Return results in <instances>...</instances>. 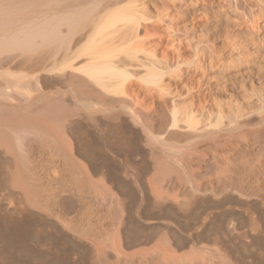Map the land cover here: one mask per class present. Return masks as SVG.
I'll use <instances>...</instances> for the list:
<instances>
[{
  "label": "bare ground",
  "instance_id": "obj_1",
  "mask_svg": "<svg viewBox=\"0 0 264 264\" xmlns=\"http://www.w3.org/2000/svg\"><path fill=\"white\" fill-rule=\"evenodd\" d=\"M161 1H163V3ZM164 1H166L167 4ZM160 2L162 3V6H160V4H161ZM223 18H225L226 22L224 20L223 21L226 24L222 30L221 25L223 26L224 22H222L223 24L220 22L222 21L221 19H223ZM158 23L160 25L162 24L163 26H166L165 29L168 30L166 32H169V35H171V36H168V38L170 39V42L173 41L174 45H176V44L178 45V43H179V45L177 47L171 43L175 47L174 56H170L172 58L168 57L169 55L167 53H165V51L167 52V50H165V49L163 50L164 52H161L162 55L164 53V57L162 56V58H160L159 55H157V53H156L157 51L155 52V50L158 48L157 46L160 44V42H158L159 44L157 43L158 45L157 46L155 45L156 47H154V45H152L154 42L152 44L149 43L150 44V46H149L147 44L148 39H147L146 44L144 43L146 41V39H145V41H144V39H142L141 32L144 30V32L146 33V37H147V34L150 32V30L148 28H150V26H152L154 24H155V26L156 25L158 26ZM160 25H159V27H163L162 25L161 26ZM218 28H221V32H218L217 34L226 33L225 36L220 34V37L223 36L226 38V36H227V39L229 40V42L227 41V43L226 42L225 43L226 44L229 43L230 49L228 48V51L230 50V53L228 51H226V52L231 54V57L230 56L229 57L227 56V57L232 58L231 59L232 62L237 63L236 67H230L229 68L230 70L233 69V71H234V72H232L233 73V80H234V75H236L237 77L241 76L243 78L248 75L245 78L246 81L242 80L244 83L242 82V85L239 84V87L241 85L240 89H242L244 87L245 82H247V78L249 76L250 77L253 76V79H254V77L256 75H258L261 78L262 75H259V74L264 72V0H0V123H2V124H0V145L4 146L6 153L10 155V159H8V160L12 161V162L10 161L11 162V168L7 167V168H9L10 173L13 176L20 174L24 178L23 181L27 182V185L33 190V193L35 194L34 195L35 198H37L41 202L40 204L43 205V207L48 206V204L50 202L49 198H51V197L47 198L46 197L47 193H51L50 192L51 190H53V192H58V193L60 192V190L63 191V192H61V194H54V196H52V198H54V199L53 200L51 199L52 200L51 203L53 201H54V204L58 203L55 199L56 198H57V200H58V198H59V200L62 199L63 197L61 198L60 195H63L62 193H64L65 190H68V189L63 190L64 188L63 189L61 188L62 187L60 185L61 183L59 184L60 186L55 187V190H57V191L48 187L49 186L48 185L49 184V182H48L49 178H47V177H50V175H51V177H50L51 179H53L54 176H55L56 180H57V178H58V180L60 179V177L57 176V170H56L57 165L55 166V168H53L54 166L52 167L50 165L53 168L52 171L49 170L50 171L49 173H47L48 171L47 172L45 171V173L48 175L45 174V176H44V174H42L41 171L44 170L45 168L42 169L43 166H42V168H40L39 166L37 167L35 165L36 163L34 162L35 163L34 164L33 160L31 161V159L29 161L28 157H32V156L28 155L30 152L27 148L26 149L28 150L29 153L28 154L26 153L27 150L25 149V147H26V145L32 144L31 143L32 141H28V139L33 140L34 137L30 138V137H28V134L31 131L33 133L35 131H37L35 133L39 134L42 132L41 130H44V132H42V133L45 136V137L44 136L43 137L46 139L45 140L46 142L44 140H43L44 143H43V141H41V143H42V144H40L41 148L39 147V149H41V151H38L37 147H36L37 149L35 151L42 152L44 156H48V157L51 156V158H53V159L56 158L55 157L56 155H58V156L61 155L60 157H58V156L57 157L61 158V163L63 162V164H64L63 166L65 167V169L64 168L63 169L65 171H67V173L71 177L75 176V178H73V179H77V181H78L77 172L80 173V177L82 179L89 177V173L87 171V167H85V166L83 167V166L79 165L76 162L78 160H74V158H73V155H74L73 152L74 151H73V148L71 146L69 136L74 134L73 133L74 130L72 129L73 126L75 128L79 127V129H80L82 126H84V125L81 126L80 123H85V121H87L86 123H88V120L91 121L92 123L96 122L98 120L97 115L99 112H103L104 115L107 113L108 116L112 118V120L117 119L116 121H118V120L122 121L123 119L125 121H128L125 119L126 118L125 115L128 114L131 116V119L137 121L139 124H142L146 133L148 134L147 136L150 137V138L149 137H147V138L151 139V141L150 140L148 141V144H150V142H153L152 145H154V142H155V144L157 143V144H162L163 146H167L168 144H166L167 142L163 138H160L159 136L155 135L156 131L153 132L154 131V130H152L153 127H151L150 126L151 124L148 123L149 119L146 120L144 117L145 115L142 116L144 113L142 112V115L135 113V112H137V110L136 109L133 110V108H135L136 104H135V106L133 105L132 106L133 108H132L131 104L127 103L128 102L127 99H126V101L120 100L119 98H118L119 100H117L116 98L107 99L108 95H111V96L112 95H114V96L122 95L123 96V94H125L124 87H125L126 83H127V85L129 84V82L132 84L133 79L131 81H129V80L131 78L135 77V72L137 73V71L139 69H142V73L143 72L144 73L139 74V72H138V75H137L138 79L141 82H143L144 84H146V86L149 85L150 89L152 87H154L156 89L155 91L158 92L156 94L160 93V95H158L159 98L161 95L164 97V101H163L162 96H161L162 99H160V100H162L165 105L166 104L168 105V103H169L168 101H170V103H171V106H169L170 107V110H169L170 122L168 121L169 124H168V127H166V128H168L167 130L169 132H175L174 135L176 133H178V131L183 133V134L180 133L179 135L186 136L188 138V141H187V138L183 136L184 139L186 138V142H189V141L191 142V141H196V140L198 141L200 139H206V138L210 139V137H211V139H213L212 141L214 143H216V145H217V143L219 144V142L222 141L224 138L223 137L222 140H220L221 133L223 131L232 132L236 129H239V130L244 129V126L239 125L240 124L239 122L241 120H246V121H247V119L251 120V117H250L251 115L248 116L249 114L264 113V92L263 93L261 92L264 90V87H263L264 84H263V86H261V89L263 87L262 90L260 89V91H259V88L258 89L256 88L257 90L255 89V91L257 92V98L255 97L256 100H254L252 102H251V99L253 100V94L255 95L256 93H254L253 91H250V92H252V94L249 92H248L249 94H247V92L244 90L245 97L241 96V98L243 99L244 102H241V103L245 104V100H247L248 105L246 106V104H245V107H244L246 109H243L241 107V104L238 103L236 98H234L235 99L234 101H236L237 103L233 102V100H231V98L233 97V94H234V93H232V96L230 98L231 101L229 103L231 106L234 105L233 106L234 108L232 109V113L229 112L228 115L225 113V111H224L225 109L223 107L224 106L227 107L228 104L226 105V103H224V105H223V100H222V102L217 100L218 99L217 95H219V94L222 95L223 92H219V91L225 92V90H228L227 87H229V86H228L227 79H228V77H230V75L232 76L231 71H230V75H224L225 72H224L223 68L219 67V69L222 68L223 76L226 80L224 82H223V80H220L223 82V83L221 82L222 84L219 81V84H221V86L216 85L217 82L210 84V85L207 83L208 84L207 86L205 84V81L207 82V80L209 79V78H207V80H205V77H208L207 76L208 72L211 69H213L212 70V72H213L214 69H216L214 67L216 65L218 66V64H220L219 62L223 61L222 60L223 58H221L222 61L217 60V58H216L217 51L214 50L210 44L211 38L215 34L214 31H216ZM212 29H216V30L212 31ZM224 29H226L225 30L226 32L224 31ZM218 30H220V29H218ZM146 31H148V32H146ZM211 31L213 33H212V36L210 37ZM222 31H224V32H222ZM198 33H200V35ZM166 34H164V36ZM161 36H163V35H161ZM215 36L213 37V41H214ZM170 37H172V38H170ZM176 38H177V40H176ZM169 39H167V40H169ZM227 39H225V40H227ZM175 40H176V42H175ZM170 42H169V44H170ZM146 45H148V46H146ZM172 45H171V47H172ZM185 46H187V48H188L187 50H189V48L192 49L189 52L193 51V54H191L193 56V58H190L189 57L190 55L189 56L186 55V57L188 56L189 59H188V57L187 58L184 57L185 59L183 58V56L185 54L182 55L183 50H184V49L182 50V47H185ZM169 48H170V46H169ZM167 49H168V47H167ZM160 56H161V54H160ZM220 57H222V56H220ZM223 63H221V64L223 65ZM232 66H233V64H232ZM225 69L227 70L226 67H225ZM132 70H135V71H132ZM212 72H210V73H212ZM190 74H192V75L194 74V77L196 74L197 75L200 74L201 77L205 80L203 82V84H205L204 86H206V87L204 88L203 91L200 89H203L204 86L199 85L198 84L199 81L198 82H197V80L195 81V83H197L199 86H201V87L203 86V87L200 89H197V87H194L195 88L194 90H198V91L200 90L199 92H197V94L201 93L204 96V97L202 96V98H205L203 100L201 99L204 103L199 101L200 103H202L201 104L202 106L198 104L199 107H202L203 108L202 110H204V109H206V107L209 105L210 102H212L213 104H216L214 107L215 108L214 111H216V112L212 111L213 109L210 108V110L208 111L210 116H208V117L205 116V119H204V115L200 114L201 109L200 110L198 109L196 111L194 110L193 104H195V103H193L191 101L192 99L189 98V96L190 97L194 96L193 95L194 90L192 89L193 87L188 88L187 91H183L182 90L183 88L181 89V88H179V85H176L179 83H181V86H182V84H185L186 81L184 83H183L184 80L182 81L183 76L184 75L188 76ZM228 74H229V71H228ZM254 74H255V76H254ZM209 75L211 76V74H209ZM258 76H256L257 80H260V78H258ZM194 77H192V78H194ZM212 77H213V75H212ZM237 77L235 78L236 80H237ZM250 77L248 78V80L250 79ZM29 78L30 79L32 78L31 80H34V82H35L34 87H31V86H33V82L31 81L32 85H30V81H29L30 79ZM192 78H191V80H192ZM197 78H198V76H197ZM217 78L220 79V77H217ZM203 79H202V81H203ZM214 79L215 78H213V80ZM219 79H217V80H219ZM189 80L190 79H188V81ZM211 80L212 79H209L208 82H210V83L213 82ZM228 80H230V78ZM237 81H239V83H241L240 82L241 78H239V80H237ZM237 81L234 80V82H236V83H237ZM201 82H199V83H201ZM250 82H252V78H251ZM260 82H261V80H260ZM262 82H264V80ZM192 83H194V81ZM187 84L188 83H186V85ZM197 84H194V85H197ZM214 84H215V86H213ZM258 84H259L258 87H260V83H258ZM127 85H126V88H128ZM173 86H175V88H173ZM214 87H216V92H219V94L216 95V92L214 91L215 90ZM231 87H233V86H231ZM47 88L56 89L55 95H53V94L51 95V93H53V92H51L50 94L46 93L47 92L46 90H48ZM252 88L254 89V86H252ZM252 88H249V89L252 90ZM146 89H147V87H146ZM131 90H134V88ZM149 90H147V91L149 92ZM231 90H232V88H231ZM246 90L249 91L247 88H246ZM152 91L153 90H151L150 92H152ZM213 91L215 92V96H217L216 97L217 99H214V102L211 101L214 98L213 97V95H214ZM232 91H234V90H232ZM32 92L34 93V95L36 94L35 92H37L39 95L36 94L35 95L36 97H35V96H33ZM137 92H139V91H137ZM241 92H243V90H241L239 93H241ZM226 93H229V92L226 91L225 94ZM136 94H135V96L139 95V94L138 95H136ZM150 94L153 95L152 93H150ZM199 94H198V96L195 95L197 98H199L198 100H200V98H201V97H199ZM129 95H130V100L132 102V99H131L132 94H129ZM125 96L127 97V95H125ZM195 96H194V98H195ZM156 97H157V95H156ZM165 97H169L168 98L169 100ZM209 97L211 100L208 99V100H210V102L208 103V100H206V99ZM193 100H195V99H193ZM228 100H229V98H228ZM142 101H139V102H142ZM158 101H156V102H158ZM134 102H135V100H133V103ZM206 102L208 103V105L206 104ZM153 103L154 102H152V104ZM212 103H210V105ZM138 105H140V104H138ZM198 105H196V106H198ZM58 106H59V108H58ZM43 107L45 109H47V108L48 109L44 110ZM143 107H145V106H143ZM151 107H153V105H151ZM211 107H212V105H211ZM228 108H229V106H228ZM159 109H162V108H159ZM167 109H169V108H167ZM80 110L84 112L83 114H84V116H86V118L88 120L83 118L84 116L81 117L82 115L79 113ZM163 110L167 111L166 109H164V107H163ZM247 110H250V111L247 112ZM142 111H143V108H142ZM154 111H156V109ZM197 111H199L200 113H198ZM146 112L147 111H145V113ZM196 112L200 116L197 115ZM63 113L65 114L64 117H60V116H63L62 115ZM213 113H215V116L213 115V117H212ZM160 115L162 116V114H160ZM160 115H157V116H160ZM263 115H261L262 118L260 117L261 118L260 120H259V117L257 118V116H255V115L253 116L254 119L256 118L255 120H259L260 125L256 124L258 121H255V120L253 123H255L257 126H263V127H260L259 130L252 128L251 124H249L250 125L249 128L251 127L253 131H255V130L257 131L258 137L257 136L255 137L253 133L252 134L254 137L247 135L248 133L245 135L246 131L243 133L245 135L243 137L249 136L248 138L252 137L253 138L252 140H255L256 138H257L256 140H258V138H260L259 140H261V141L258 140L257 142L255 140L256 143L251 140L254 144H257V146L255 145L256 147L254 148L255 153L252 151L254 153V155H252L253 153L252 154L250 153L252 156H255V154H256V161H255L254 165L250 163L251 164L250 165V175L253 177L254 181L253 180L249 181V183L251 181L253 182L252 186H251V184H250V186L253 190L255 197L253 194H252V196L254 197V200L256 199V201L258 202L257 204H259V205L264 203V148H263L262 143H261L262 138L264 137V116ZM79 116L81 117L82 122H80V123L78 122V123L81 127L79 125L76 127L75 125L77 124V122H76L77 120L75 119L76 120L75 121L73 118L77 117V119H78ZM152 116L153 115L151 114V117ZM163 116H164V113H163ZM19 117H21V120H18ZM151 117H150L151 121L154 122L155 120H152ZM165 117H167V116L165 115ZM60 119H62V120H60ZM64 119L66 120V122H68V125L65 126L66 128L61 130V128H63L64 125L63 124L58 125V123L61 121L62 122L65 121ZM79 119H78V121H80ZM2 120H4V121H2ZM58 120H60V121H58ZM226 120H228L227 125H226V123H227ZM54 122L55 123L57 122V125L60 127V131L55 129V128H53V129L47 128L48 124L53 126ZM101 122L99 124H102ZM118 122H116V123H118ZM162 122H164V121H162ZM242 122H241V124L244 123V122L243 123ZM113 123H114V120H113ZM125 123H127V122H125ZM155 123H156V121H155ZM99 124H97V125H99ZM166 124H167V122H166ZM92 125H94L95 127L97 126L95 124H92ZM108 125H110V123ZM246 125H248V123ZM84 128H85V126H84ZM113 128H114V126H113ZM155 128L156 127H154V129ZM161 128H162V126H161ZM71 129H72V133H71ZM244 130H246V127ZM241 131L243 132V130H241ZM87 133H89V132H87ZM159 133H161V132H157L156 134H159ZM163 133H161V134H163ZM235 133H237V131H235ZM254 133H256V132H254ZM77 134H81V133L77 132ZM241 134H239V135L241 136ZM41 135H38L39 139H42V138H40ZM240 136H238V137H240ZM35 137H36V139H34L33 143L37 144L40 140L38 142H36V140H38V139H37V136H35ZM183 137H182V139H183ZM77 138H78V136H77ZM225 138H226V136H225ZM248 138H247V141L250 143V145L248 144V147H249V146H251L252 143H251V141L248 140ZM169 139L171 140V138H169ZM239 139H241V138H239ZM239 139H237V140H239ZM243 139H245V138H242L240 141H242V143L245 142L246 147H247L248 142L246 143V141H243ZM25 140L27 143L23 142ZM77 141H78V139H77ZM140 141H141V139H140ZM225 141H227V140L225 139ZM228 141L230 142L229 139H228ZM207 143H208V140H207ZM231 143H233V142H231ZM76 144H77V142H76ZM78 144H77V147L81 146ZM81 144H82V142H81ZM221 144L225 146V143L223 144V142H221ZM228 144H230V143H228ZM254 144H252V145L254 146ZM227 145H226V147H228ZM263 145H264V142H263ZM33 146H35V144ZM207 146H209V145L207 144ZM217 146H220V144ZM224 146H220V147H224ZM229 146H231V144ZM242 146L245 147L244 144ZM242 146L240 145V148ZM87 147H89V146L87 145ZM193 147H194V145H193ZM196 147H198V146L196 145ZM228 148L231 149L230 147H228ZM247 149L245 148V150H247ZM83 150H85V149H83ZM171 150H173V149H171ZM196 150H197V148H196ZM214 150H216V149L214 148ZM75 152H77V151H75ZM80 152H82V150ZM173 152H174V150H173ZM192 152H194V151H192ZM199 152H201V151L199 150ZM215 152H212V154H214ZM220 152L218 154H220ZM248 152H251V149H250V151H247V153ZM229 153L226 154L224 152V154H223L221 152V155H223V158H220V159L224 160V158H225L224 155L226 154V156H227V155H229ZM91 154H93V153L91 152L89 154V156H86V159H88L87 157H90ZM218 154H216V155H218ZM85 155H87V154H85ZM176 155H177V152H176ZM196 155H198V152ZM240 155L241 156L238 155V157H241V158H239V160L241 162H244V164L246 165L248 161H246V158L243 157V155H245V154H240ZM78 156H79V154H78ZM199 156L201 157L202 155H200V153H199V155L196 157H199ZM230 156H232V155H230ZM34 157H36V156H34ZM216 157L217 156H215L214 158L217 161L218 158L216 159ZM242 157H243V159L245 158V161L242 159ZM81 158H83V157H81ZM235 158H236V156H235ZM91 159H92V162H90V164L92 165V163L94 161H93L92 157H91ZM167 159H169V158H167ZM173 159H175V158H173ZM40 160H42V159H40ZM176 160H179V159H176ZM176 160H175V162H176ZM215 160H213L214 163H215ZM223 160L218 159V161H219L218 165L220 163L221 164L223 163L224 166H222L220 164L221 167L218 166L217 168H219V169H217L216 171L220 170L222 172L223 171L222 169H224V171H226L225 170L227 167L226 163L227 162L229 163V161H228L229 159L225 160V162ZM19 161H22V162L26 161L29 163H26V166H22ZM182 161H179V162L182 163ZM220 161H222V162H220ZM230 161H231V159H230ZM252 161H254V159ZM40 162L41 161H39V163ZM160 162H161V158H160ZM164 162H166V160ZM184 162H185V160H184ZM188 162H190L191 164L190 163H189V165L187 164V167H186V163H188ZM188 162H186L184 165L180 164V163H178V165H177V162H176V165L179 167H177V166L175 167L174 164H173V166L176 169L178 168L176 171H178L180 169L179 171H182L184 174H186V173L188 174L187 168H188V166H192V162L191 161H188ZM18 163H20V165L23 168H21ZM39 163H37V164H39ZM214 163H212V165ZM209 164H210V162H209ZM230 164L233 165V162L231 161V163L228 164L229 167L231 166ZM6 165H7V163H6ZM216 165L217 164L215 163L214 166H212V167L216 168ZM241 165L239 164L238 166H241ZM245 165L241 166V169L243 168L242 170H244L242 174H244L247 171V169L249 168L248 167L249 164L247 166H245ZM9 166H10V164H9ZM98 166L96 168H98ZM166 166L170 167L171 165H166ZM194 166L195 165H193V167H191V168L196 169V167H199L200 165L199 166L196 165V167H194ZM211 166H210V168H212ZM92 167H93V165H92ZM162 167L163 166H161V169H162ZM229 167L227 168V170L229 169ZM191 168H190L191 173H193V175H194L195 174L194 172L196 170L194 171ZM103 169L106 170L105 168H103ZM241 169L239 170V172H241ZM155 170H156V171H154L155 174H157V172L160 173L159 170H157V169H155ZM192 170H193V172H192ZM231 170H232V168H231ZM228 171L230 173H232L230 171V169ZM182 172H181V174H182ZM175 173H177V172H175ZM191 173H190V175H191ZM178 174H179V172H178ZM167 175H168V173H167ZM224 175H226V173L223 175L221 174V176H219L220 180H222L221 177H224ZM2 176H4V174ZM42 176H44V177H42ZM194 176H193V178H194ZM199 176L200 175H198V177ZM240 176H242L241 174H239V178H241V179L244 178L243 176L242 177H240ZM71 177H69V178H71ZM226 177L227 176H225L224 179ZM234 177H235V175H234ZM55 179L53 181H56ZM61 179H64V176ZM73 179H71L73 181V183L79 184V182H75V180H73ZM199 179H201V178H199ZM204 180H205V178H204ZM236 180L237 179H235V181ZM8 181H7V184H8ZM177 181H178V179H177ZM216 181H218V180L216 179ZM224 181H227V180H224ZM47 182H48V184H47ZM188 182H189V180H188ZM220 182L221 181H218L217 183H220ZM240 182H242V181H240ZM244 182L245 181H243V184L245 185ZM194 183H195V181H194ZM210 183L212 184L213 182H210ZM229 183H231V182H229ZM234 183H236V182H233V185H234ZM57 184H58V182H57ZM78 184H77V186H78ZM221 184H222V186H224L223 183H221ZM62 185L64 186L67 184L64 183ZM73 185H75V184H73ZM237 185H239V184H237ZM79 186L81 188L82 184ZM83 186H82V188H84ZM193 186H195V187H192V188L197 187L196 184H194ZM240 186H241V183H240ZM75 187L76 186H74L72 188L75 189ZM241 187H243V189H244V186H241ZM245 187H246V185H245ZM48 188L50 189V191ZM76 188H78V187H76ZM84 189L86 190V188H84ZM232 189H234V188H232ZM245 189H247V187ZM245 189L243 190L244 192H240V194L238 191L237 192L239 195H241V196L243 195L244 198L246 196V198H247L249 192H247V194L244 195L243 193H245V191H246ZM198 190L200 191V193L203 191V190H200L198 188L196 190V192ZM221 190H223V189H221ZM75 191H76V189H75ZM79 191H78V193H79ZM192 191H194V193H196L195 190H192ZM248 191H250V190H248ZM157 195L159 196V194H157ZM192 195H194V194H192ZM192 195H191V197H192ZM178 197H180V196H178ZM249 197H248V199H249ZM155 198H156V196H155ZM188 198H190V196ZM194 198H195V196H194ZM64 200L62 199V201H64ZM190 200H192V199H190ZM190 200H189V203L192 202V201L190 202ZM244 200H246V199H244ZM161 201H163V199ZM43 202L46 205H44ZM45 202H48V203H45ZM60 203H61V200H60ZM253 204H255L254 206L257 205L256 203H252V205ZM57 205H59V204H57ZM59 206H61V205H59ZM66 206H67V204H66ZM262 207H264V205ZM48 209L49 208H47V210ZM61 210H62V208H61ZM68 210H70V209H68ZM263 212H264V210H263ZM58 215H60V214L58 213ZM9 216H11V215H9ZM66 218H64L63 220L65 222H68ZM254 219L251 220V221H253V224L251 222V225H250V227L252 226L251 227L252 233H249V237H247V235H246L247 233L244 232L245 233L244 235H246L247 238H250L252 246L250 245V240H247V242L245 241V243H249V245L251 246V249L254 247L253 249H255L259 255L260 264H264V242L262 241V237H261L262 232H264V230H262V226H260V221L258 220L259 221V223H258ZM60 220H62V219L60 218ZM243 220H245V219H243ZM70 221L71 220H69V222ZM210 221L211 220H209V222ZM84 222L86 223V225L81 226L82 227L81 233H82V235L84 234L83 236H85V234H87L88 236H86L87 238L82 240V242H85L86 245L87 244L90 245L89 247L93 246L94 247V248L92 247L93 250H97L99 254H100V252L101 253L104 252L105 255H107L109 257V259L110 258L113 259V261L116 264H243V263H245L240 258H239V260L235 259L238 257L234 258V255H233L234 250L229 249L230 247H226L225 243L222 242L223 238H225L224 235L222 236L223 238L221 240L220 239L215 240V238H214V240H215L214 242L213 241L211 242V240H213L211 237L209 238L210 239L209 242L208 241L207 242H201L202 241L201 238H200L201 241L195 240L192 242L193 247H191L192 248L191 251L189 253H186V254H179L180 250L182 249L181 248L182 242H180V240L178 241V239L168 240V241L166 240V242H164L162 239V242H158L157 244H155L153 247H151L149 249H142L138 252H135L132 254H127L124 250H127L130 246L149 244L151 242V240H149V239L145 240L144 237H143L144 240L139 239V238H138L139 239L138 240L136 237H132L131 235H127L128 234L127 231H126L127 234L124 233L123 229L126 230L127 227L125 228V225L127 224L128 221L125 222L124 225H121L119 223L120 224L119 227L113 225L114 223L112 222L113 223L112 227L115 226L118 228V229L115 228V230L117 229L116 234H112V232H111L112 227H110L109 224H107V223H106L107 225H105V224H101L102 222L98 223L99 221L97 223L89 222V221H88L89 223L86 221H84ZM225 223H227V222L225 221ZM228 223H227V226H228ZM10 225L11 224H9L8 226H10ZM16 225H18V223ZM138 225H139V223H138ZM138 225H137V227H138ZM68 226H70V224ZM141 226H144L143 223ZM151 226H153V225H151ZM167 227H170V226L167 225ZM208 227H210V224ZM223 227H225V226H223ZM10 228L12 229V226ZM69 228H73L72 225L70 227H68V229ZM109 228H110V231H109L110 233L108 232ZM160 228L157 227L156 228L157 231H158V229L161 231L162 229H160ZM173 228H170L171 231H173ZM216 228H213V229H216ZM233 228H235V227H233ZM247 228H249V227H247ZM79 230H80V228H79ZM210 231H212V230H210ZM206 233H207V230H206ZM218 233H220V232H218ZM236 233H237V231H236ZM153 234H155V233L153 232ZM77 235H79V234H77ZM207 235L208 234H206V236ZM209 235L211 236L212 234H209ZM209 235H208V237H209ZM233 235H234V233H232V235H230V236H232L234 238L233 240H236L238 237L235 238ZM241 236H242V234H241ZM164 237H166V236H164ZM17 238H19V236ZM176 238H178V237L176 236ZM247 238H245V239H247ZM156 239H157V237H156ZM164 239H166V238H164ZM167 239H168V237H167ZM179 239H180V236H179ZM189 239H190V237H189ZM160 240H158V241H160ZM10 241H11V239H10ZM203 241H204V239H203ZM235 242H233V243H235ZM137 243H139V244H137ZM188 243H190V241ZM233 243H231V244H233ZM81 245H83V244L81 243ZM86 245H84V246H86ZM233 245H235V244H233ZM241 245H243V244H241ZM241 245H240V247H241ZM249 245L247 244V246H249ZM184 248H186V246H184ZM246 248H248V247H246ZM238 250H239V248H238ZM102 255L103 254H101L100 257H102ZM243 256L244 255H242L241 258H243ZM103 257H104V255H103ZM252 257H254V256H252ZM99 259H101V258H99ZM255 259H256V257L254 258V260ZM251 261L252 260H250V262ZM255 263H257V262L255 261ZM98 264H100V263H98ZM112 264H114V263H112ZM247 264H248V262H247ZM250 264H254V263H250Z\"/></svg>",
  "mask_w": 264,
  "mask_h": 264
},
{
  "label": "rangeland",
  "instance_id": "obj_2",
  "mask_svg": "<svg viewBox=\"0 0 264 264\" xmlns=\"http://www.w3.org/2000/svg\"><path fill=\"white\" fill-rule=\"evenodd\" d=\"M161 2L163 3V1H161ZM164 2H166V1H164ZM162 3L160 4V6H162ZM166 4H167V2H166ZM221 20L222 21L220 23H222L224 21L226 22L225 18H223ZM225 22H224V25L223 26L221 25L222 30H223V27L226 24ZM159 25L160 24L158 23V26L157 25L155 26V24L152 25V26H150L151 29L148 28L150 30V32L147 34V37H146V33L143 30L141 32L142 39H144V41L146 39V41L144 42L145 44L147 43V39H148V43L147 44L149 46H150V44H152L154 42L152 44V45H154V47H156L159 44L158 42H160V44L157 46L158 48L157 49L155 48L156 49L155 52L157 51L156 53H157V55H159L160 58H162V56L164 57V53H163V55L161 53V52H164L163 51L164 49L167 50V52L165 51V53H167L169 55L168 57L174 56V54H175V50H174L175 47L174 46L177 47L179 45V43H178V45L177 44L174 45L173 44V41L170 42V39L168 38V36H171V35H169V32H166V31H168L167 29H165L166 26H163L161 24L163 27H159ZM221 28H218V29H220V30L217 29L218 31L216 29H212V31L216 30V31H214L215 34L213 35V37L215 35L216 36L214 38V41L215 42L213 41V37H212L210 44L213 47V49L217 51V54L215 53L217 60H221V58H223L222 59L223 61L221 60L222 62H219V63L221 64V63L224 62L223 65L221 64L222 66L220 64H218V66L216 65L214 67L216 69H214L213 72H212L213 69H211L208 72V74H207L208 77H205V80H207V78H209V79H212L211 81H213V82H211V83L208 82L209 79L206 82L201 77L200 74H198V75L196 74L195 77H194V74L193 75L190 74L188 76H185L186 75L185 74L184 75L185 77L183 76V79H182V81L184 80L183 83L186 81L185 84H182V86H181V83L176 84V85H179V88H181V89L183 88L182 89L183 91H187L188 88H192V87H193L192 88L193 90L195 89L194 87H197V89H200L205 84L207 86L208 84L210 85V84H213V83H216V82H217L216 85L221 86V84L226 80L224 78V76H223V70L225 72L224 75H230V71H231V73L234 72L233 69L230 70L229 68L230 67H236L237 66V63L236 62H232V60H231L232 58H228L229 56L231 57V54H229L230 53V50L228 51V48L230 49L229 43L226 44L227 41L229 42V40L227 39V36H226V38L223 37V36L226 35V33H224V34L223 33H220V34L223 35V36L221 35L222 37H220V34H217L218 32H221ZM225 30L226 29H224V31ZM148 31H146V32H148ZM212 31H211L210 37L212 36V33H213ZM224 31H222V32H224ZM163 33L164 34L167 33V34L164 36ZM198 34L200 35V33H198ZM161 35H163V36H161ZM170 38H172V37H170ZM167 39H169V40H167ZM225 39H227V40H225ZM176 40H177V38H176ZM176 40H175V42H176ZM168 41L170 42V44H169ZM148 45H146V46H148ZM171 45H172V47H171ZM169 46H170V48H169ZM167 47H168V49H167ZM187 49H188L187 46L182 47L183 53L182 52L181 53H182V55L185 54L183 56V58L184 57L187 58L189 55H190L189 56L190 58H193V56L191 55V54H193V51L189 52L192 49L191 48H189V50H187ZM226 51H228L229 53L226 52ZM160 54H161V56H160ZM186 55H188V56L186 57ZM220 56H222V57H220ZM189 57H188V59H189ZM170 58H172V57H170ZM232 64H233V66H232ZM219 67H222L223 70H222V68H220L222 70L221 71L219 69ZM225 67L227 68V70L229 69L228 70L229 71V74H228V71L225 69ZM132 71H135V70H132ZM138 72H139V74H143L144 73V72L142 73V69H139L137 71V73L135 72V77H133V78H131L129 80V81H131L133 79L132 80V84L128 81L129 82V84H128L129 86H128L127 83H126V85H127L128 88H126V85H125V87H124L125 94H123V96L120 95L121 96L120 97L119 95L118 96L108 95L107 96L108 97L107 99H111V98L114 99V98H116L117 100L120 99V100H124V101H126V99H127V101H128L127 103L128 104H131V107L133 105L135 106V104H136L135 108L132 107L133 110L134 109L137 110V112H135V113L140 114V115H142V112L144 113L142 116L145 115L144 116L145 119L146 120L149 119L148 120V123L151 124L150 125L151 127H153V129H152V130H154L153 132H155V131H156V133L157 132H161V133L164 132L163 134H161V133L156 134L155 133V135L156 136H159L160 138H163L167 142L166 143V144H168L167 146H163L162 144H157V143L155 144V142H154V145H152L153 142H150V144H148V141L149 140L151 141V139H149L150 137L147 136L148 134L146 133L144 127L142 126V124H139L137 121L131 119V116L128 115V114L125 115L126 118L124 117L128 121H125L123 119L122 121L121 120H118L119 121L118 122V121H116L117 119L116 120L113 119L114 120V123H113L112 118L109 117L107 113H106L107 115L105 114L106 115L105 116L103 112H99L100 114L98 113V115H97L98 116L97 117L98 120L96 122L92 123L91 121H89L86 118V116H84V114H83L84 112L80 110L79 113L82 115L81 117L84 116L83 118H85L86 120H88V123H86L87 121H85V123H80V122H82L80 116L78 117V119L80 118L79 119L80 121H78L77 117L73 118L74 120L75 119L77 120V121L75 120L77 122V124L76 125L74 124L76 127L80 123L81 126L84 125L85 128H84V126L81 127L79 125L82 129L84 128L82 130L81 128L79 129V127H77L78 128L77 129V128H75L73 126L72 129L74 130V132H73L74 134H72L73 136L70 135L69 136V139H70V142H71V146L73 148V151H74L73 152V154H74L73 155L74 160H78L76 162L79 165H81L83 167L84 166L87 167V171L89 173V177H86V178L82 179L80 177V173L77 172V177H78V181H77V179H73V178H75V176H72L71 177L67 173V171L64 170L65 169V167L63 166L64 164H63V162L61 163V158H58L61 155L58 156V155L55 154L56 155L55 156L56 157L55 158L56 160H55V159L51 158V156H49V157L48 156H44L42 152H38V151H41V149H39L40 144H42L41 141H43V140L45 141L46 140L44 138L45 137L44 134L42 133V132H44V130H41L42 132L39 133V134L38 133H35L37 131H35L34 133L31 131L28 134V137H30V138L31 137H34V139H36L35 136H37V139L38 140H36V142H38L40 140L36 144V143H33L34 142V139L33 140H29L28 139V141H32L31 142L32 144L26 145V147H25V149L27 148L29 150V152H30L29 153L28 150L26 149L27 150L26 153L27 154L29 153L28 155L29 156H32V157H28L29 158V161H30V159H31V161L33 160V163L35 162L36 164L35 163L34 164L37 167L39 166L40 168H42V166H43L42 169H44V168L45 169L42 170L41 173L44 174V176L46 174L45 171L46 172L48 171L47 173H49L50 172L49 170L52 171V169L55 168V166L57 165L56 166L57 176L60 177V179L58 180V178L56 177L57 178V180H56L55 179V176L53 177V179H51L50 178L51 175L49 174L50 177H47V178H49L48 179L49 180L48 181L49 184H48V182H47V184L49 185L48 186L49 188L54 189V190H55V187L56 186H60V185L62 186L61 187L62 189L64 188L63 190L68 189V190H65V192L67 191L66 193L64 192V193H62L63 195H60L61 198L63 197L62 198L63 200L65 199L64 201H62V199H60L61 200V203H60L59 198H58V200H57V198L55 199L58 203H55L54 204V201L52 203H51V201L54 199V198H52V196H54V194H61V192H63V191L60 190V192L58 193V192H53V190L50 191V189L48 188L51 193H47L46 194V197L47 198L51 197V198H49V201L50 202H49L48 206H44L43 207V205L40 204L41 202L37 198H35V196H34L35 194L33 193V190L27 185V182L26 181H23L24 178L20 174H18L16 176H13L10 173L9 168H7V167H10L11 168V162L12 161L11 160H8V159H10V155L6 153L5 147L2 146V145H0V251H1L0 252V264H74V263L75 264H98V263H100V264H112V263L116 264L113 261V259H111V258L109 259V257L107 255H105L104 252L103 253L100 252V254H99L97 250H93V248H94L93 246H92L93 248L92 247H89L90 245H88V244L86 245L85 242H82V240L86 239L87 238L86 236H88L87 234H85V236H83L84 234L82 235V233H81L82 232L81 231V229H82L81 226H83V225L85 226L86 225V223L84 221H86V222H88V221L89 222H95V223H97L99 221L98 223H101L102 222L101 224H105V225L109 224L110 227H112V224L113 223H114L113 225L119 227L120 224L121 225H124L125 222L128 221L127 224L125 225V228L127 227L126 230L123 229V232L124 233H126V231H127L128 232V234L126 233L127 235H131L132 237H136L137 239L138 238L139 239H143V237H144L145 240L146 239L151 240V242L149 244H141V245H135V246L132 245V246H130L127 250H124L127 254H132V253L138 252V251H140L142 249H149V248L153 247L155 244H157L158 242H162V239H163L164 242H166V240L167 241L168 240H174V239L175 240L178 239V241L180 240V242H182L181 243V246L182 247L180 246L182 249L180 248L181 250H180V253L179 254H186V253H189L191 251V249H192L191 247H193V245H192V242L193 241H195V240H200L201 241V239H202L201 242H207V241L209 242L210 241L209 238L211 237L213 239V240H211V242L212 241L214 242L217 239H220L221 240L223 238L222 236L224 235V237L226 239L223 238L222 242L225 243L226 247H230L229 249L234 250L233 251L234 252L233 253L234 258L235 257H238V258H235V259H238L239 260V258H240L246 264H247V262H248V264H250V263L260 264L259 255H258L257 251L255 249H253L254 247L251 249V246H252L251 245V240H250V238H247V237H249V233H252V231H251L252 230V228H251L252 226L250 227V225H251V222L253 224V221H251V220H253L254 218H255L254 220H256L258 223L260 221V226H262V230H264V212H263L264 207H262L264 205V203L263 204H260L261 206L259 204H257L258 202L256 201V199L254 200L255 195H254L253 190L251 188L253 182L251 181L249 183L250 180H253V177L250 175V165L251 164L254 165V163L256 161V154H255V156H252V155H254V153H255L254 148L257 146V144H254L252 142V141L255 142V140L257 138L256 139L254 138L255 140H252L253 139L252 137H254V136L255 137L256 136L258 137V133H257V131L255 129L259 130L260 127H263V126H257L256 124L260 125L259 124V120L262 118L261 115H263L264 113H253V114H249L248 116L251 115L250 116L251 117V120L250 119H247V121L246 120H241L239 122L240 123L239 125L244 126V129L246 127V130H244V129H240V130L239 129H236V130H234L232 132H225V131H223L221 133L220 140H222V138L224 137L223 138L224 141L223 140L220 141L219 144H220V146H224V145L221 144V142H223V144L225 143V146L224 147L217 146L219 144L217 143V145H216V143H214L212 141L213 139H211V137H210V139L209 138L208 139L206 138L208 140V143H207V140L206 139H200L198 141L196 140V141L186 142V138L187 137L183 135L184 137H186L184 139V137L182 135H179L181 132L178 131V133H176L177 135L176 134L174 135L175 132H169L167 130L168 128H166V127H168V124L170 122V120H169V117H170V113H169L170 107L169 106H171L170 101H168L169 103L167 102L168 105L167 104L165 105L164 102H163L164 101V97L161 95L163 97V101L160 100V99H162V97L160 96V98H159L158 95H160V93L159 94H156L158 92L155 91L156 89L154 87H152L150 89L149 85L146 86V84H144L143 82H141L138 79V77H137ZM210 72H212V73H210ZM263 73L259 74V75H262L261 78H260V76L256 75V76H258V78H260L261 82H260V80H257V77L255 76V74H254V76L256 78L254 77V79H253V76L252 77L249 76L250 79L248 80L249 77L247 78V82H245V85H244V87L242 89H240L241 88V85H242V82L243 81H246L245 78L248 75L245 76L244 78L241 77V76L237 77L236 75H234V80L235 81H237V80H239V78H241V81H240L241 83H239V81H237V83H236L233 80V73H232V76L230 75V77H228V79L230 78V80L227 79L228 86H229L227 88H228L229 91L228 90H225V92L227 91L229 93H226L225 94L224 91H219V92H223L222 95H221V94H219V92H216V87H214V89H215L214 91L216 92V95L219 94V95H217L218 96V99L216 98L217 96H215V92L213 91V94H214L213 97L214 98L211 96L213 98L212 100L210 99V97L207 98L206 100L210 99L213 102H214V99H217V100H219L221 102L223 100V105H224V103H226V105L228 104V106H229V108H228V106L227 107L226 106L223 107L225 109L224 111H225V113L227 115H228L229 112L232 113V109L234 108L233 107L234 105L231 106L229 102L231 100H233V102H236V101H234L235 100L234 98H236V100L238 101V103L241 104V107L243 109H246L244 107H245V104H246V106L248 105L247 104L248 102H247V100H245V104L241 103V102H244L243 99L241 98V96L242 97H245L244 90L247 92V94H249V93L252 94V92H250V91H253L256 94L255 95L253 94V100L251 99V102L254 101V100H256V98H257V92L255 91V89L256 88L257 89L259 88V91H260L261 86H263V84H264V82H262L264 80V74ZM209 74H211V76ZM212 75H213V77H212ZM197 76H198V78L200 77L199 78L200 80L197 78ZM235 76L237 77V80L235 79L236 78ZM190 77L191 78L192 77L195 78V79L192 78V80L194 79L193 80L194 83H192L193 81L191 80ZM217 77H220V79L217 78ZM201 78L203 79V81H202ZM213 78H215V79L213 80ZM216 78L219 79V80H217ZM251 78H252V82L253 83L250 82L251 81ZM31 79L29 80L30 81V85H32L31 83L33 82V86H31V87H34V85H35L34 83L35 82H34V80H31ZM188 79H190L191 81L190 80L188 81ZM196 80H197V82L198 81L199 82L202 81L201 83L198 82V84L199 85H203V86L201 87L197 83H195ZM220 80H223V82L220 81ZM204 81H205V84H203ZM219 81H220V83L221 82L222 83L219 84ZM186 83H188V84L186 85ZM258 83H260V87H258L259 86ZM194 84H197L198 86L197 85H194ZM239 84H241L240 87H239ZM251 85L254 86V89L252 88ZM175 86H173V88H175ZM206 86H204L203 89H200V90L203 91ZM213 86H215V84ZM231 86H233V87H231ZM146 87H147V89H146ZM245 87L249 91H247ZM248 87L249 88H252V90H250ZM263 87H262V89H263ZM133 88H134V90H131ZM231 88L234 91H232ZM47 89L48 90L45 89L47 91L46 93L50 94L51 92H53V93H51V95L52 94L55 95L56 89H51V88H47ZM236 89L239 92L241 90H243V92L239 93ZM147 90H149V92ZM151 90H153V91L150 92ZM137 91H139V92H137ZM199 91L198 90H194L193 91L194 92L193 95L194 96L195 95L198 96L199 93L197 94V92H199ZM261 92L263 93L264 90L261 91ZM35 93L38 94L37 92H35ZM128 93L129 94H132V96H131L132 97L131 98L132 99V102L130 100V95ZM150 93H152L153 95H151ZM232 93H234V94H233V97L231 98ZM135 94L136 95L139 94L140 96L139 95L138 96H135ZM35 95L33 93V96H35ZM125 95H127V97ZM156 95H157V97H156ZM194 96H191V97L189 96V98L192 99L191 101L193 103H195L196 105H198V104L201 105L202 103H200V102H203L202 100L205 99V98H202L203 95L201 93L199 94V97H201L200 100H198L199 98H197L196 96L194 98ZM165 98L168 99L169 97H165ZM228 98H229V100H228ZM230 98H231V100H230ZM193 99H195V100H193ZM133 100H135L134 103H133ZM210 100H208V103L210 102ZM139 101H142V102H139ZM156 101H158V102H156ZM152 102H154V103L152 104ZM208 103L206 102L207 105H208ZM210 103H212V102H210ZM210 103H209L208 106L205 104L209 108L208 109L206 107V109H204L205 111L202 110L203 108L202 107H199V105L196 106L195 104H193V108H194L195 111L198 110V109L199 110L201 109L200 110L201 113L199 111H197V112L200 113V114H202V115H204V119H205V116H207V117L210 116L209 113H208V111L210 110V108L213 109L212 111H214V109H215L214 107H215L216 104H213L212 103L211 104L212 107H211ZM138 104H140V105H138ZM151 105H153V107H151ZM143 106H145V107H143ZM163 107L167 111L163 110ZM58 108H59V106H58ZM142 108H143V111H142ZM159 108H162V109H159ZM167 108H169V109H167ZM47 109L44 108V110H47ZM155 109H156V111H154ZM145 111H147L146 112L147 114L145 113ZM249 111L250 110H247V112H249ZM214 112H216V111H214ZM150 113L153 115L152 117H151V114ZM159 113L162 114V116ZM163 113H164V116H163ZM198 113H197V115H199ZM156 114L157 115H160V116H157ZM62 115L63 116H60V117H64L65 114L63 113ZM165 115L167 117H165ZM213 115L215 116V113L212 114V117H213ZM254 115L257 116V118L259 117V120H255L256 118L254 119V117H253ZM149 116L152 118V120H155L156 123H155V121L154 122L151 121V119H150ZM18 120H21V117H19ZM60 120H62V119H60ZM60 120H58V121H60ZM254 120L255 121H258V122L256 124L253 123ZM2 121H4V120H2ZM115 121L118 122V123H116ZM124 121L127 122V123H125ZM162 121H164V122H162ZM165 121L167 122V124H166ZM227 121L228 120H226V122ZM100 122L102 124H99ZM241 122L243 124H241ZM54 123H53V126L54 127L48 124L47 128H52V129L55 128V129H57V130L60 131V127L58 125H60V124H63L64 125V126L62 125L63 128H61V130L64 129V128H66L65 126L68 125V122H66V120L63 121V122L62 121L59 122L58 125H57V122L55 124ZM96 123L99 124V125H97ZM107 123L108 124L110 123V125H108ZM247 123H248V125H246ZM0 124H2V123H0ZM92 124H95L97 126L95 127ZM227 124H228V122L226 123V125ZM249 124H251L252 128H255L254 129L255 131H253L251 127H250L251 129L249 128V126H250ZM113 126H114V128H113ZM161 126H162V128H161ZM154 127H156L157 129L156 128L154 129ZM72 129H71V133H72ZM161 129L162 130L164 129V130L162 131ZM241 130H243V132ZM86 131L89 132V133H87ZM235 131H237V133H235ZM245 131H246L245 135L248 133L247 135L252 136V137L251 138H248L249 136L243 137V136H245L243 134ZM77 132L78 133H81V134H77ZM254 132H256V133H254ZM252 133L254 134V136H253ZM181 134H183V133H181ZM239 134H241L242 137ZM38 135H41L40 138H42V139H39L38 138ZM77 136H78V138H77ZM225 136H226V138H225ZM238 136H240V137H238ZM147 137H149V138H147ZM182 137H183V139H182ZM169 138H171V140ZM239 138H241V139L242 138H245V139H243V141H246V143L248 142L247 141V138H248L249 141L252 140L251 143L254 144V146L251 144V146H249L250 147L249 148L248 147V144L250 145V143L248 142L247 143V147H246L245 142L242 143V141H240L241 139H239ZM77 139H78V141H77ZM140 139H141V141H140ZM225 139L227 141H225ZM228 139L230 140V142L228 141ZM237 139H239V140H237ZM259 139L260 138H258V140ZM74 140L77 142V144L79 143L78 145H81V146H78L77 147V144H76V142ZM258 140H256V142ZM44 141H43V143H44ZM187 141H188V138H187ZM259 141H261V140H259ZM23 142H26V140L23 141ZM81 142H82V144H81ZM231 142H233V143H231ZM263 142H264V137L262 138V142H261L262 143V146L264 148ZM228 143H230L231 146H229L230 144H228ZM34 144H35V146H33ZM207 144L209 146H207ZM243 144L245 145V147L242 146ZM87 145L89 147H87ZM193 145H194V147H193ZM196 145L198 147H196ZM226 145L228 147H230L231 149H229L228 147H226ZM240 145L243 148L242 147L240 148ZM195 147L197 148V150H196ZM214 148L216 150L218 149L217 150L218 152L216 150H214ZM245 148L246 149L248 148V149L245 150ZM36 149L38 151H35ZM83 149H85L86 151L83 150ZM171 149H173L174 152ZM198 149L201 152H199ZM250 149H251V152H248L249 153L248 154L247 151H250ZM79 150L80 151L82 150V152H80ZM219 150L223 154H224V152L226 154L229 153V152L230 153L227 156L225 154L224 155L225 158L223 160V159H220V158H223V155H221V152ZM75 151H77V152H75ZM192 151H194V152H192ZM91 152L93 154H91L90 157H87L88 159H86V156H89V154ZM176 152H177V155H176ZM197 152H198V155L200 153V155H202V156L201 157L200 156L199 157H196V156H198V155H196ZM212 152H215L216 154H218L220 152V154L216 155L215 153L212 154ZM250 153L251 154L253 153V154L251 155ZM78 154H79V156H78ZM85 154H87V155H85ZM240 154H245V155H243V157H245L246 158V161H248L249 163L247 162V164L245 165L244 162H241L239 160V158H241V157H238V155L241 156ZM230 155H232V156H230ZM34 156H36V157H34ZM215 156H217L216 159L218 158L219 160H223L224 162H225V160H228L229 159L228 160L229 163H231V161H232L233 162V165L230 164L231 166L229 167L228 166L229 163L227 162L226 163L227 164V167L225 166L226 167V169H225L226 171H224V169H222L223 167L221 168L223 170L222 172L220 170L219 171H216L217 169H219V168H217L218 166L221 167V165L222 166H224V165H223V163L222 164L220 163L221 165L220 164L218 165L219 161H218V159H217V161L215 160V158H214ZM235 156H236V158H235ZM81 157H83V158H81ZM91 157L93 158V161H94L92 163L93 167L90 164V162H92ZM172 157L175 158V159H173ZM243 157H242V159H243ZM39 158L42 159V160H40ZM160 158H161V162H160ZM167 158H169V159H167ZM245 158L243 159L244 161H245ZM176 159H179V160H176ZM230 159H231V161H230ZM253 159H254V161H252ZM165 160H166V162L168 164L166 162H164ZM175 160L177 162V165H178V163H180L179 161H182V160L183 161L180 164H183V165L186 162H188V161H191L192 162V166H188V168H187L188 169V174L186 173L187 175L184 174L182 171H179L180 169L178 171H176L178 168L177 169L175 168L177 166ZM184 160H185V162H184ZM213 160H215V163L217 164L216 165V168L215 167H212L215 164ZM39 161H41V162L39 163ZM19 162L21 163L22 166H26V163H29V162H26V161H23V162L22 161H19ZM209 162H210V164H209ZM220 162H222V161H220ZM6 163H7V165H6ZM8 163L10 164V166H9ZM20 163H18L19 166L21 168H23L20 165ZM37 163H39V164H37ZM189 163L190 162L186 163V167H187V164L189 165ZM212 163H214V164L212 165ZM173 164L175 165V167L173 166ZM237 164L238 165L239 164L240 165L242 164V165H245V166H247L249 164V166H248L249 168L248 169L246 168L248 172L245 170L246 172L244 174H242L243 171H244V170H242L243 168L241 169V166L242 165L241 166H238ZM50 165L52 167L53 166L54 167L52 168ZM164 165L165 166L166 165H171L170 166L171 168L169 166L168 167L167 166L165 167ZM193 165H195L194 167H196V165H198V166L200 165V166L199 167H196V169H194V168H191V167H193ZM97 166H98V168H96ZM161 166H163L162 169L164 171L161 169ZM210 166L213 169L210 168ZM177 167H179V166H177ZM228 167H229V169H230V171L232 173H230L228 171L229 169L227 170ZM103 168H105L106 170H104ZM190 168L193 169L194 171L196 170L194 172L195 173L194 174L195 176L193 175V173H191ZM231 168H232V170L234 169L233 170L234 172L231 170ZM155 169L159 170L160 173L157 172V174H155V172H154V171H156ZM240 169H241V172H239ZM193 170H192V172H193ZM175 172H177V173H175ZM178 172H179V174H178ZM181 172H182V174H181ZM167 173H168V175H167ZM190 173H191V175H190ZM220 173L222 175L226 173V175H224V177L227 176L226 177L227 179L226 178L224 179V177H221L222 180H220V177H219V176H221ZM3 174H4V176H2ZM239 174H241L244 178H242V179L239 178ZM46 175H48V174H46ZM198 175H200V176L202 175V176L201 177L200 176L198 177ZM234 175H235L236 178L234 177ZM44 176H42V177H44ZM63 176H64V179H61ZM68 176L71 177V178H69ZM193 176H194V178H193ZM242 176H240V177H242ZM199 178H201V179H199ZM204 178H205V180H204ZM54 179L56 181H53ZM71 179L75 180V182H79V184L78 183H73V181ZM177 179H178V181H177ZM216 179L218 181H221V182L220 183H217L218 181H216ZM235 179H237V180L235 181ZM188 180H189L190 183L188 182ZM224 180H227V181H224ZM7 181H8V184H7ZM184 181L185 182L187 181V182L185 183ZM194 181H195V183H194ZM209 181L210 182H213V183L211 184ZM228 181L231 182V183H229ZM232 181L233 182H236V183H234V185H233V182ZM240 181H242V182H240ZM243 181H245L244 183H245L247 189L250 190V191H248L247 189H245L246 187L243 184ZM57 182H58V184H57ZM64 183L67 184V185H64L65 187L62 185ZM80 183L82 184V186L84 185L83 187L86 188L87 191L84 188H82V186H81L82 189L80 188V186H79V185H81ZM193 183L196 184V186L200 190H203V191L205 190L206 192L205 191L204 192L202 191L200 193V191L198 190L199 192L197 191L198 192L197 193L196 190L198 188L197 187L196 188H192V187H195V186H193L194 185ZM221 183H223L224 186H222ZM240 183H241V186H244V189L246 190L245 193H243V194L246 195L247 192L250 193V194L248 193L247 198H246V196L244 198L243 195L242 196L239 195L240 192H244L243 191L244 189H243V187L240 186ZM73 184H75V185H73ZM77 184H78V186H77ZM237 184H239V185H237ZM250 184H251V186H250ZM74 186L78 187V188L75 187L76 191H75L74 188H72ZM232 188H234V189H232ZM221 189H223V190H221ZM192 190H195L196 193H194V191H192ZM55 191H57V190H55ZM78 191H79V193H78ZM218 191L219 192L221 191V192L219 193ZM237 191L239 192V194H238ZM157 194H159V196ZM192 194H194V195H192ZM252 194L254 195V197L252 196ZM191 195H192L193 198L191 197ZM155 196H156V198H155ZM178 196H180V197H178ZM189 196H190V198H188ZM194 196H195V198L196 197L197 198L195 199ZM248 197H249V199H248ZM162 199H163V201H161ZM190 199H192V200H190ZM244 199H246V200H244ZM189 200H190V202L191 201L192 202L189 203ZM45 203H48V202H45ZM252 203H256L257 205L254 206L255 204L252 205ZM43 204H44V202H43ZM57 204H59L61 206H59ZM66 204H67V206H66ZM44 205H46V204H44ZM47 208H49L50 210L49 209L47 210ZM61 208H62L63 211L61 210ZM68 209H70V210H68ZM58 213L60 215H58ZM9 215H11L12 217L9 216ZM60 218L62 220H60ZM64 218H66L68 222H65L63 220ZM243 219H245V220H243ZM69 220H71V221L69 222ZM209 220H211V221L209 222ZM225 221L227 223L229 222L228 223V226H227V223H225ZM141 222L143 223V225L145 227L144 226H141L142 225ZM17 223H18L19 226L16 225ZM138 223H139V225H138ZM9 224H11V225L8 226ZM69 224H70V226L72 225L73 228H69L68 229V227H70V226H68ZM209 224H210V227H208ZM137 225H138V227H137ZM151 225H153V226H151ZM167 225L170 226V227H167ZM11 226H12V229L10 228ZM115 226L111 228L112 234H116L117 233V229L118 228L115 227ZM223 226H225V227H223ZM232 226L235 227V228H233ZM246 226L249 227L250 229L247 228ZM157 227H159V228L161 227L160 229H162V230L160 231L158 229V231H157V229H156ZM79 228H80V230H79ZM115 228H117V229L115 230ZM170 228H173V231H171ZM213 228H216V229H213ZM206 230H207V233H206ZM210 230H212V231H210ZM109 231H110V228H109L108 232ZM236 231H237V233H236ZM153 232L155 234H153ZM218 232H220V233H218ZM231 232L234 233L233 236L235 238L238 237L236 239L237 241L236 240H233L234 238L232 236H230V235H232ZM244 232L247 233L246 234L247 237H246V235H244L245 234ZM263 233L264 232H262L261 237H262V241L264 242V237H263L264 234ZM77 234H79V235H77ZM206 234H208V235L209 234H212L213 236L212 235L211 236L209 235V237H208V235L206 236ZM241 234H242V236H241ZM18 236H19V238H17ZM164 236H166V237H164ZM176 236L178 238H176ZM179 236H180V239H179ZM156 237H157V239H156ZM163 237L166 238V239H164ZM167 237H168V239H167ZM189 237H190L191 240L189 239ZM214 238H215V240H214ZM245 238H247V239H245ZM10 239H11V241H10ZM203 239H204V241H203ZM158 240H160V241H158ZM247 240H250V245L251 246L249 245V243H245V241L247 242ZM189 241H190V243H188ZM233 242H235V243H233ZM81 243L83 245H81ZM231 243H233L235 245H233ZM137 244H139V243H137ZM241 244H243V245H241ZM247 244L249 246H247ZM84 245H86V246H84ZM240 245H241L242 248L240 247ZM184 246H186V248H184ZM237 247L239 248V250H238ZM246 247H248V248H246ZM101 254H103L104 257H103V255H102V257H100ZM242 255H244L243 258H241ZM252 256H254V257H252ZM255 257H256V259L254 260ZM99 258H101V259H99ZM100 260L101 261L103 260V261L101 262ZM250 260H252V261L250 262ZM255 261L257 263H255ZM245 263H243V264H245Z\"/></svg>",
  "mask_w": 264,
  "mask_h": 264
}]
</instances>
